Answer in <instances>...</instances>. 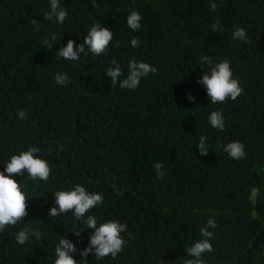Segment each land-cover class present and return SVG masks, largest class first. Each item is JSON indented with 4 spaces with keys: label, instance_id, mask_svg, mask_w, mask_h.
<instances>
[{
    "label": "trees",
    "instance_id": "trees-1",
    "mask_svg": "<svg viewBox=\"0 0 264 264\" xmlns=\"http://www.w3.org/2000/svg\"><path fill=\"white\" fill-rule=\"evenodd\" d=\"M59 4L68 13L63 24L45 18L50 0H0V172L29 147L39 148L52 169L46 182L33 183L27 173L13 177L27 184L28 215L0 232V264H54L61 238L75 245L77 264H85L80 252L91 230L72 212L49 215L58 207L55 193L74 185L103 195V204L86 215L127 225L126 246L115 258L89 254L87 264H184L209 219L217 227L208 229L213 251L202 255L205 264H264V0ZM131 11L142 17L137 31L127 26ZM97 24L114 33L105 54L94 57L86 48L77 61L59 57L69 40L83 44ZM237 27L250 43L233 39ZM133 38L138 47L131 46ZM202 56L213 66L230 61L244 89L235 101L211 103L198 83L210 73ZM133 57L156 73L135 90L113 87L106 74L115 67L111 61L122 70L119 82ZM59 73L68 75L66 86L55 82ZM217 110L223 131L208 122ZM200 136L207 138V155L199 152ZM230 142L242 143L246 158H230L223 150ZM156 163L163 164V178ZM253 187L259 190L254 198ZM24 228L38 229L41 238L17 243Z\"/></svg>",
    "mask_w": 264,
    "mask_h": 264
},
{
    "label": "clouds",
    "instance_id": "clouds-1",
    "mask_svg": "<svg viewBox=\"0 0 264 264\" xmlns=\"http://www.w3.org/2000/svg\"><path fill=\"white\" fill-rule=\"evenodd\" d=\"M212 10L217 8L216 3H211ZM50 12L45 14V18L52 20L55 17L56 21L63 24L67 18V11L60 6L59 0H50ZM141 15L137 11H131L127 16V26L133 30H139L142 25ZM32 25H37L35 19L30 21ZM219 24L212 26L213 32L217 31ZM114 33L108 28H102L99 24L93 25L83 44L75 45V42L69 40L66 47H63L58 52L59 57L66 60L77 61L81 54L87 55L86 48L95 56L105 54L112 42ZM56 39L55 34L51 37ZM233 39L250 43L247 32L243 28L237 27L233 32ZM45 45L49 44L48 40L44 41ZM118 46V45H117ZM133 48L138 47V40L133 38L131 40ZM202 63H207L210 66V73H204L202 78L198 81L207 90V95L210 97L212 104L225 103L231 99L235 101L244 91L240 86L238 79L234 78L233 70L230 66V61L227 59L217 62L213 66V60L210 56H202ZM115 67H109L106 71L107 76L111 77L112 86L119 84L121 88L135 90L138 88L141 80L147 77L150 73L155 74L157 69L147 62H139L134 57L130 60L127 69V77L123 80L118 78L122 75V70L116 60L111 61ZM55 82L59 86H66L69 83L67 74L59 73L55 76ZM189 100L195 98L189 95ZM20 119L26 118V113L23 110L18 112ZM208 122L214 129L223 131L225 128V121L223 113L219 110L212 111L208 116ZM205 136H200L198 149L201 155H207L208 144ZM224 152L228 153L230 158L240 160L246 158L245 146L240 142H230L223 147ZM40 149L37 147H29L27 151H22L18 155H12L6 163L3 172H0V232L4 231L7 226H15L21 222L27 213L26 195L27 184L22 185L18 183L13 177L15 175L24 176L27 173V178L33 183L36 181H48L52 169L48 161L42 159L38 153ZM158 178H163L164 173L162 163L154 165ZM259 190L255 187L251 189V196L254 198L258 195ZM55 203L58 207H52L49 210V215L52 217L60 216L72 212L76 221H81L86 228L91 230L88 246L80 252L81 261L87 264V257L93 254L96 259H102L107 256L115 258L126 246V240L122 237V233L127 230V225L116 220H109L107 222L98 223V217L95 215H86L89 211L104 202L103 195L97 192H89L82 185H74L72 190L57 191L55 193ZM217 223L214 219L207 221L206 227L200 229L203 239L188 247L186 252L190 259H185L184 264H205L202 255L206 252H212L213 246L210 241L214 238V233L208 229H215ZM76 236L80 232L74 233ZM30 235L37 239L41 238L42 233L38 229H33L31 233L28 228L20 230L15 239L16 242L23 245L29 240ZM77 252L75 245L66 238H61L55 248V262L54 264H77L73 258V254ZM80 261V262H81Z\"/></svg>",
    "mask_w": 264,
    "mask_h": 264
}]
</instances>
